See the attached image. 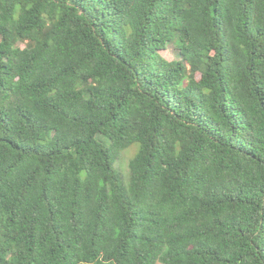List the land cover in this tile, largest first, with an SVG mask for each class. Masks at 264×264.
<instances>
[{"label": "trees", "instance_id": "1", "mask_svg": "<svg viewBox=\"0 0 264 264\" xmlns=\"http://www.w3.org/2000/svg\"><path fill=\"white\" fill-rule=\"evenodd\" d=\"M0 264H264V0H0Z\"/></svg>", "mask_w": 264, "mask_h": 264}, {"label": "rangeland", "instance_id": "2", "mask_svg": "<svg viewBox=\"0 0 264 264\" xmlns=\"http://www.w3.org/2000/svg\"><path fill=\"white\" fill-rule=\"evenodd\" d=\"M161 55L168 61L178 60V51L174 45H170L166 51H162ZM103 138V137H102ZM104 140V138H103ZM139 151V145L135 144L121 153L120 158L116 162V168L123 176L125 183L129 181V165L131 160Z\"/></svg>", "mask_w": 264, "mask_h": 264}]
</instances>
